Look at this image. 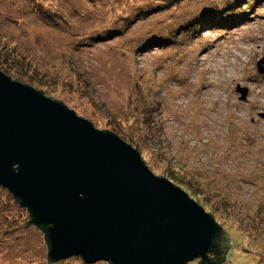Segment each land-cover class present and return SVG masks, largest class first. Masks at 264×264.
Wrapping results in <instances>:
<instances>
[{
	"label": "rangeland",
	"instance_id": "obj_1",
	"mask_svg": "<svg viewBox=\"0 0 264 264\" xmlns=\"http://www.w3.org/2000/svg\"><path fill=\"white\" fill-rule=\"evenodd\" d=\"M158 1L0 0V70L137 149L231 238L223 264H264V4L186 31L214 0ZM13 198L0 188V264L85 263H51Z\"/></svg>",
	"mask_w": 264,
	"mask_h": 264
},
{
	"label": "water",
	"instance_id": "obj_2",
	"mask_svg": "<svg viewBox=\"0 0 264 264\" xmlns=\"http://www.w3.org/2000/svg\"><path fill=\"white\" fill-rule=\"evenodd\" d=\"M0 186L42 228L51 262L222 264L232 246L212 215L120 136L1 70Z\"/></svg>",
	"mask_w": 264,
	"mask_h": 264
},
{
	"label": "trees",
	"instance_id": "obj_3",
	"mask_svg": "<svg viewBox=\"0 0 264 264\" xmlns=\"http://www.w3.org/2000/svg\"><path fill=\"white\" fill-rule=\"evenodd\" d=\"M186 1H189V0H159L157 4L160 5V6L164 5L165 7H170V6H176V5H178L180 3H183V2H186ZM216 1L217 0H214V1L210 2V4L212 3L213 5H211L209 8L207 7V9H205V11L197 13V15H198V17L196 18L197 20L193 19V21L190 23V25L186 28V31L192 30L193 28H200L201 29V24L202 23H204L206 25H209V26L210 25L217 26L218 23L223 22L221 17L222 16H227L229 14L234 15V14L242 13V14H244L246 16L247 15V11L253 10L257 6L264 4V0H250V1L247 2V6L249 5L248 8L246 6L245 10H242V11L238 10L237 12L232 13L234 8H238V7L242 8L243 5L245 6V4H243V3L246 0H226V1L221 2V3L219 2L220 4L216 3ZM179 13L180 14H187V13L191 14L192 12L191 13L190 12H179ZM177 15H179V14L174 15L172 18H176ZM48 17H49V15H48ZM172 18H170L168 20V23L171 21ZM230 24H231V22H229L227 25H230ZM179 31L180 30L172 31L169 35H167L168 38H166V40H163V38L159 39L158 36L156 37L157 38L156 40L157 41H162V42L163 41L170 42L171 40H174L178 36V32ZM0 188H2V187L0 186ZM30 220H31V218H30ZM39 229L41 231H43L42 228H39ZM43 233H44V231H43ZM44 236H45V233H44ZM45 241H46V236H45ZM46 244H47V247H49L47 241H46ZM200 261H201V259L199 261H196L197 262L196 264H199ZM76 263L77 264H86L84 262H80V261L78 262V259H76ZM97 264H101V262H98Z\"/></svg>",
	"mask_w": 264,
	"mask_h": 264
}]
</instances>
